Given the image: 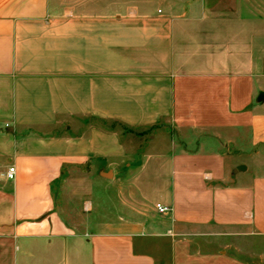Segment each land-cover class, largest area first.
Listing matches in <instances>:
<instances>
[{"label": "crops", "instance_id": "obj_1", "mask_svg": "<svg viewBox=\"0 0 264 264\" xmlns=\"http://www.w3.org/2000/svg\"><path fill=\"white\" fill-rule=\"evenodd\" d=\"M125 1L0 0V264H264V15Z\"/></svg>", "mask_w": 264, "mask_h": 264}, {"label": "rangeland", "instance_id": "obj_2", "mask_svg": "<svg viewBox=\"0 0 264 264\" xmlns=\"http://www.w3.org/2000/svg\"><path fill=\"white\" fill-rule=\"evenodd\" d=\"M109 1H112V0H58V2L63 7L67 8L66 10L69 9L70 5L101 6V5L108 4ZM205 1L208 6L213 7V8H221V9L247 8L248 10H251L255 16L264 15V0H205ZM125 2L128 4V3H131L132 0H126ZM117 129H119V131H121L124 134V137H130V136L133 137L131 134L128 133L127 130L124 131L122 126L119 125ZM166 141H169L170 143V140H165V142ZM259 164H261V161H259ZM262 167H263V171H260V172L264 173V164L262 165ZM125 175H128L127 177H129L131 174L117 172V176L115 179L110 178L111 179V181L109 180L110 182L108 181L105 182L106 184L108 183V185L104 184L98 179H93L92 181L93 191H92L91 196L85 197L84 196L85 194L83 193L78 194L81 197L80 199L83 202L93 197V199L97 202V206H96L97 208L95 207L96 208L95 211L96 210L100 212L104 211L103 213L104 217L103 219H101L104 222L116 224L119 221V214H121L122 216L125 214L123 212V209H121L120 207V203L123 198L121 195L124 191V188H122L123 185L120 184V181H122L123 176ZM71 176L73 177L74 180H80L84 178L85 173L75 169V171L72 172ZM130 178L131 180L133 179V177H130ZM126 192H127V188H126ZM130 192L132 194L133 190L130 189ZM101 202H103L104 204H102ZM148 207H149L148 205L144 204L142 207L143 208L142 210L145 212H149ZM74 222H77L78 224L84 223V221L82 220H78ZM222 242H223L222 244H219L220 246L221 245L222 247L227 246L228 248H230V249L226 248L228 249L227 252L229 254L237 255L240 258H248L250 257V255H252V257L254 258L259 257V255L261 254V250L263 249V246H264V238H258V237H254V239L251 241H247L245 238H241V237H230L227 240H223ZM250 246L254 248L253 251L250 249H247V247H250Z\"/></svg>", "mask_w": 264, "mask_h": 264}, {"label": "built area", "instance_id": "obj_3", "mask_svg": "<svg viewBox=\"0 0 264 264\" xmlns=\"http://www.w3.org/2000/svg\"><path fill=\"white\" fill-rule=\"evenodd\" d=\"M6 175L9 179H15V176H16L15 166H10L7 170ZM157 208H158L159 212H161V213H164V212L169 210V208L167 206H164L160 203L157 204Z\"/></svg>", "mask_w": 264, "mask_h": 264}]
</instances>
